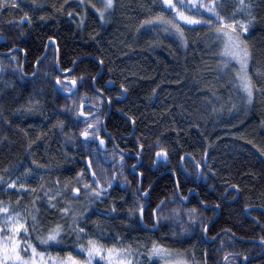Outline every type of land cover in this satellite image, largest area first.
<instances>
[{"label": "trees", "instance_id": "1", "mask_svg": "<svg viewBox=\"0 0 264 264\" xmlns=\"http://www.w3.org/2000/svg\"><path fill=\"white\" fill-rule=\"evenodd\" d=\"M99 1L0 2V36L6 38L0 48L21 49L26 76L33 74L50 40L61 71L78 62L66 76L77 84L71 97L57 92L55 80L61 84L65 77L56 71L51 48L32 80L19 74V53L18 61L12 55L5 59L11 62L0 65V199H6L3 186L29 170L36 176L27 202L28 217L35 216L28 223L30 236L39 242L60 230L59 243L39 246L71 249L82 239L81 226L91 220L127 239L132 231L143 232L136 228L143 201L138 177L130 171L135 160L123 153L136 155L142 191L153 185L150 202L165 204L158 235L134 237L174 251L190 264H220L226 253L222 242L233 237L250 254L258 248L254 242H264L256 223L241 211L264 209V0H250L253 27L243 42L254 96L246 112L236 96L239 81L222 55L220 33L186 29L168 14L159 16L158 4L153 7L149 0H116L106 20ZM108 81L113 88L105 91ZM96 91L111 105L104 125L115 142L110 153L99 152L95 142L104 136V117L78 116L86 96L103 104ZM107 112L108 107L104 116ZM160 153L166 156L163 163L156 161ZM185 155L198 167L187 178L179 166ZM210 202H233L219 207L207 229V239L219 236L214 251L203 238L211 212L200 206Z\"/></svg>", "mask_w": 264, "mask_h": 264}, {"label": "rangeland", "instance_id": "2", "mask_svg": "<svg viewBox=\"0 0 264 264\" xmlns=\"http://www.w3.org/2000/svg\"><path fill=\"white\" fill-rule=\"evenodd\" d=\"M0 2L2 6H14L18 4L17 0H0ZM99 2V12L102 18H105L106 20L109 19L110 14L114 12L116 0H113V5L111 8H106V0H100ZM149 3L153 7L158 4V7H156V9L159 16L164 17L165 14H168L176 24L186 29H199L200 27H202L204 29H214V31L220 34L227 31L230 32L234 37L239 36L241 49L247 51V48L243 42H245V40L249 37L253 27V18L251 16L252 7L250 0H244L243 5L240 4V0H215V11L220 17L223 18V23L218 21L217 17L212 13L207 12L205 8L200 7L201 4H210L211 0H183V4H180L179 0H173V3L177 5L175 10L169 9L163 3V0H149ZM179 12H183L186 17L201 22L196 24H188L184 20L179 19ZM205 21L210 22L205 23ZM241 24L247 27L246 32L241 30ZM224 25H235L236 31L231 32V29L225 27ZM219 41L220 43L221 41L223 42V52L225 51L226 37H224L223 35L220 36ZM12 55L15 56L13 57V61H18V52H14L12 53ZM239 56L240 58H244L243 52H239ZM227 58L231 63L234 78H237L239 81L236 82V85L239 88L236 94L237 100L246 112V110L251 107L254 99L253 91L251 100L249 101V97L242 87L244 78L248 79L249 56L246 57V67H242L239 59H232L230 56H228ZM8 61L11 62L10 59H7V62ZM7 62L5 59H0V65H6ZM256 75H259V71L256 72ZM69 80L75 82L74 79ZM61 84L64 85L63 82ZM262 95H264V90L260 91V96ZM85 98L89 99V103L94 107H97V104H99L100 106L101 101H99L95 97L91 99L90 96H86ZM97 100L99 103H97ZM87 111L89 112V110ZM99 175L100 174L98 172L97 181L99 182L100 187H102L105 183L101 180V177H99ZM35 181L36 176L31 171L23 170V172H20L15 178H12L3 186L2 191L6 199H0V208H8L9 211L7 214L0 212V226H3L4 217L6 215L16 217V219H18L20 223L24 224L28 228L27 238L26 240H22L21 243H31L34 247H36L38 253H43L46 264H71V262L68 260L69 256L73 257V259L76 260L78 264H87V254L85 252H81L80 249L82 246L84 248H87L89 246V240L96 241L98 245L102 246L105 255L108 249H115L117 252H119L120 257L125 260V264H127V261H131V264H147V260L153 262V264H190L187 260H185V258L183 259L180 254L176 252L174 253V251L172 252L171 250H168L166 248H162L161 246L158 247L164 249V253L162 255L155 256L152 254L154 245L152 247H150V245L148 246V244L145 243V238L140 239L139 237L133 236L127 239H122L121 237L115 236L114 234L105 232L103 229L106 225L99 224V221L97 220H95V222L94 220H91L89 225L81 226L80 230L83 229V231L81 232L79 230V232L82 239L71 249H57L58 247L45 248L39 246L38 244L40 243L36 242V240H33L30 236L28 223L31 219L27 215V202L29 199L28 194L31 192V185H33ZM13 184L15 185V187H10V185ZM87 190H90V188H87ZM84 193L87 194V191H84ZM87 209L89 210V206H87ZM17 214L19 215L17 216ZM33 218L34 219H32L31 221L34 222L35 216H33ZM10 223H15V221H11ZM50 244H52V242H50ZM30 256L31 250L29 249L28 255L24 256V258L29 260V264H32ZM36 260L37 262H39V257H36ZM112 260L113 264H116L115 255L112 257ZM97 261H99V264H108L106 259L100 260L99 257L94 259L92 264H97Z\"/></svg>", "mask_w": 264, "mask_h": 264}, {"label": "snow or ice", "instance_id": "3", "mask_svg": "<svg viewBox=\"0 0 264 264\" xmlns=\"http://www.w3.org/2000/svg\"><path fill=\"white\" fill-rule=\"evenodd\" d=\"M163 3L172 10H175L177 5L173 3V0H163ZM180 4H183V0H179ZM240 4H244V0H240ZM113 5V0H106V8H111ZM215 0H211V3L208 5L201 4L200 7L205 8V10L209 13H212L217 17V20L223 23V18L218 15L215 11ZM178 17L181 20H184L188 24H196L201 21L193 20L189 17H186L183 12L178 13ZM210 21H205L208 23ZM231 29V32L236 31L235 25H224ZM242 31L246 32L247 27L243 24L240 25ZM177 30H179V26L177 25ZM224 37H226L225 42V51L222 55L230 56L232 59H239L242 64V67H246V57L248 56L247 51L241 49L240 38L239 36H233L230 32H222ZM231 49V50H230ZM239 52H243V57L240 58ZM242 87L244 91L247 93L249 97V101L252 97V84L251 81L247 78H244ZM85 137L88 136V132L85 131L83 133ZM10 187H15V185H10ZM78 191V189L76 190ZM8 208H0V212L7 214ZM19 214H17L18 216ZM34 219V218H33ZM11 221H15V223H10ZM7 230V231H6ZM35 230V229H33ZM81 232L83 229L80 230ZM60 230L59 228L53 230V233L50 234L46 239H39L40 244H49V242L59 243L57 237L59 236ZM23 234V235H21ZM28 235V228L20 223L16 217L13 216H5L4 224L0 226V264H29V260L25 259L24 256L28 255V250H31V262L32 264H46L44 260L43 253H38L36 247H34L31 243L22 244V240H26ZM88 247H81L80 251L85 252L87 254L86 260L87 264H92L93 260L99 257L100 260H107L108 264H113L112 257L115 255L116 264H125V260L120 257L119 252L115 249H108L106 255L103 252L102 246L98 245L96 241L89 240ZM23 253V255H22ZM164 253V249L154 245L152 249V254L155 256L162 255ZM36 257H39V262H37ZM68 260L71 264H78L73 257L69 256ZM99 264V261H97ZM127 264H131V261H127Z\"/></svg>", "mask_w": 264, "mask_h": 264}, {"label": "flooded vegetation", "instance_id": "4", "mask_svg": "<svg viewBox=\"0 0 264 264\" xmlns=\"http://www.w3.org/2000/svg\"><path fill=\"white\" fill-rule=\"evenodd\" d=\"M3 43H5V39H4ZM3 43H0V44L3 45ZM50 48H49V50H50ZM0 49H1L0 50V58L6 59L7 57H9V55H4V54L8 53L11 50H8L6 48L5 49L0 48ZM18 53L21 55L23 52L22 53L18 52ZM10 56H12V55H10ZM22 59L24 61L22 60L21 65L19 66V74H20V76H21V78H22L23 81L24 80H26V81L32 80V79H29V77L31 75L26 76L28 74H27V72L25 70L26 64H25V59L23 58V54H22ZM35 65H34V72H35ZM34 72H33V74H34ZM0 73H1V68H0ZM37 74H38V66H37V73L34 74V76H37ZM59 77H62V76L59 75ZM56 81L57 80H55V83H57ZM62 82L64 83V85L60 84L61 88L64 91H68L70 89V86H69V83H68V82H70L69 78H66V77L63 78L62 79ZM104 88H105L104 89L105 91L109 90V81L108 82H105ZM57 92H58V90H57ZM96 92L98 93L97 95L101 98L103 104L100 105V106H99V104H97L98 106L95 107L94 109H92V108H85L86 110L84 109V113L85 114H94V116L97 115L99 117H105L104 116V113L106 112V109H107L108 104L110 105V102H109V100L105 97V95L102 92H99V91H96ZM59 94L62 95L61 93H59ZM62 96H64V95H62ZM65 97H67V96H65ZM85 100H86V98H84V101L81 104H83L85 102ZM95 100H93V101H95ZM93 104H94V102H93ZM104 105L106 106V108H105ZM79 109H80V106H79ZM79 109H78V111H79ZM110 109H111V105H110ZM87 110H89V112ZM100 138H103V139L107 140V137L105 136V134H104L103 137H100ZM114 146H115V142L112 139V141L110 140L108 142V144L106 146V150L107 151L105 153H110L112 147H114ZM123 156H125L124 153H123ZM134 156L136 158L135 157H129V158H132V159L135 160V163L132 164V166L135 165L136 163H138V160H140L139 157H137L136 155H134ZM125 157H127V156H125ZM165 161H166V156H165L164 160L162 162H160V163H163ZM180 161H179L180 170L182 169V167L184 168V171L187 173V175L183 172V176H185L186 178L191 176V174H192L191 173L192 172V169L191 168H198L196 166V162L194 164L193 162H191L190 160L187 159V160H185L182 163V166H181ZM140 164H141V160L139 162V166H140ZM132 166H131V168H132ZM137 169H136V171H137ZM141 191H142V188H141ZM142 192L144 193L146 191H142ZM138 196L141 199V196L140 195H138ZM182 203H188V202H182ZM210 203L206 204V206L204 204V206L207 209L204 206H202V204L200 203V206H201V208L203 210H206V211H210L211 212V218L209 219V222H208V224H210V226L214 223L213 219L215 217L218 218V216L220 214V208H219L220 206H223V205H225V206H231V205H233V202H230V203L229 202H217V203L212 202L211 204ZM164 204H165V202H163V201L150 202V193H149L148 200L141 202L140 203V208L137 211L138 212V215H139L140 210L144 206L143 218H142V223H143V226L144 227L139 223V219H138L139 227H136L138 230L141 228L143 230V232H140V231L133 232L132 231V232H130V234L132 236L145 235V238H149V236L151 238H155L158 235L157 232H159L161 230V226L163 225V221L161 220V216H162L161 213H163V212H161V210L163 209ZM241 211L243 213V217L248 216L250 220H252V221H254L256 223V226H258V228H259V234L264 238V224H263L264 223V209H261V208H253V209H249V210L242 209ZM155 225H157L156 230L155 231H151L150 229H152L153 227H155ZM219 234L222 235L223 233H219ZM206 235H207V233H206ZM217 235H218V233H216L215 235L210 236V240L213 239ZM215 242H217V241H215ZM215 242L210 243V244H212L211 251H214V243ZM260 242L264 244L263 241L260 240ZM240 243L241 242L236 237H233V239H227V241L222 242L221 250L223 252H226V253H224V256H223L222 261H221L220 264H264V253H262V252H264V246L262 244L257 243V242H254V243H256L255 245H258V248L255 247L250 252V254L246 255V251L242 247V245H240ZM211 259H212V257H211Z\"/></svg>", "mask_w": 264, "mask_h": 264}, {"label": "water", "instance_id": "5", "mask_svg": "<svg viewBox=\"0 0 264 264\" xmlns=\"http://www.w3.org/2000/svg\"><path fill=\"white\" fill-rule=\"evenodd\" d=\"M3 41H4V37L1 36V37H0V43H3ZM49 47H53V48L55 49V54H56V64H55V68H56V71L58 72V74H59L60 76H62V77H65V76H68V75L72 74L73 71H74V69H75V65H76L78 62H76L75 64H73V67H72L70 70L65 71V72L61 71V70L59 69V64H58V60H59V58H58V50H57V48H56V44H55V42H54L53 40H50V41L47 42V44H46V51H45L44 55L42 56V58H40V59L37 61L36 65H35V72H34V74L37 73V66H38V64L40 63V61L43 60L44 57L46 56ZM14 52H21V53H22V51H21L19 48H14V49H12L11 51H9L8 53H6V54H4V55H11V54L14 53ZM22 54H23V53H22ZM23 55H24V54H23ZM34 74L31 75V76L29 77V79L34 78V77H35ZM94 82H95V81H94ZM68 83H69V86H70V89H69L68 91H64V90H62L61 87L58 85V83H56L55 85H56L57 90H58L59 93H61V94L64 95V96L71 97V96L76 92V90H77V84H76L74 81H70V82H68ZM93 86H94V85H93ZM109 88H110V89L113 88V84H112L111 82L109 83ZM107 107H108V112H107V114L105 115V117L103 118V121H102V129H103V132H104L105 136L107 137V140H105V139H103V138H100V137H98V138L96 139L97 149H98L101 153H105V152L107 151V150H106V146H107V144H108V142H109L110 140L112 141V139L110 138V136H108V134H106V132H105V130H104V125H105V122H106V120H107V118H108V115H109V112H110V105L108 104ZM85 108H92V109L95 108L92 104L89 103V99H87V98H86L85 102H84L83 104H81L80 109H79V112H78V115H79V117H80L81 119H83V120H87V119L92 118V117L94 116V114H87V115H85V114L83 113V111H84ZM130 124H131V126H133V125H132V122H130ZM124 155L127 156V157H135L134 155H127V154H124ZM135 158H136V157H135ZM164 158H165V155H164L163 153H160V154H158V155L156 156V160H157V162H162V161L164 160ZM187 159L190 160L191 162H193V163L195 164L194 159H193L190 155H185V156H183L182 159H181V161H180V164L182 165V163H183L185 160H187ZM139 162H140V160H138V163H136L135 165L132 166V168H131V174H133V175H137V176H138V179H139V185H138V191H137V193L141 196V199H142V200L147 201L148 198H149V193H150V191H151L153 185H151V187H149V188L147 189L146 192L143 193V192L141 191V178H142V176L136 171V169H137L138 166H139ZM166 173H168V172H164L163 174H166ZM184 173H186V172L184 171ZM160 176H161V175H160ZM154 183H155V182H154ZM205 208H206V207H205ZM206 209H207V208H206ZM143 210H144V208L141 210L140 217H139V222H140V224H141L142 226H143V224H142ZM211 223H212V222H211ZM209 226H210V224H208L207 227H206L205 230H204V239L207 241V243H212V242H213L217 237H219V236H216V237L213 238L212 240H208V239H207V235H206V233H207V229H208ZM143 227H144V226H143ZM156 228H157V225H155V227H153V228L150 229V230H151V231H155ZM259 243L262 244V245L264 246L263 243H261V242H259Z\"/></svg>", "mask_w": 264, "mask_h": 264}, {"label": "bare ground", "instance_id": "6", "mask_svg": "<svg viewBox=\"0 0 264 264\" xmlns=\"http://www.w3.org/2000/svg\"><path fill=\"white\" fill-rule=\"evenodd\" d=\"M5 39H6V38H5ZM49 48H50V47H49ZM51 48H52L53 51L55 52V49H54L53 47H51ZM48 50H49V49H48ZM30 64H31V63H30ZM118 91H119V90H118ZM118 94H119V93H118ZM115 101H116V100H115ZM97 112H98V111H97ZM106 131H107V130H106ZM134 137H135V136H134ZM122 138H123V137H122ZM124 138H125V137H124ZM79 139H80V138H79ZM119 151H120V150H119ZM128 153H129V152H128ZM30 167H31V166H30ZM5 182H6V181H5ZM202 206H204V205H202ZM204 207H205V206H204ZM215 218H216V217H215ZM215 218L213 219V221L215 220ZM148 234H149V233H148ZM219 235H221V234H219ZM217 238H218V237H217ZM217 238H216V239H217ZM216 239H215V240H216ZM211 240H212V239H211ZM215 240H214V241H215ZM214 241H213V242H214ZM145 243H146V242H145ZM257 243H259V242H257ZM262 253H264V252H262ZM203 255H204V254H203Z\"/></svg>", "mask_w": 264, "mask_h": 264}]
</instances>
